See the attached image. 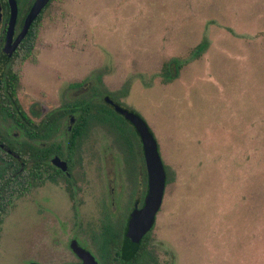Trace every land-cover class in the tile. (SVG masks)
I'll list each match as a JSON object with an SVG mask.
<instances>
[{
  "label": "rangeland",
  "instance_id": "obj_1",
  "mask_svg": "<svg viewBox=\"0 0 264 264\" xmlns=\"http://www.w3.org/2000/svg\"><path fill=\"white\" fill-rule=\"evenodd\" d=\"M104 91L148 125L166 172L135 263L264 264V0H52L20 68L21 108L42 124L92 94L109 120L79 140L73 188L61 179L16 201L1 226L0 264L75 261L71 240L103 221V177L127 164L147 181L139 137ZM68 126L69 116L51 136L64 151ZM0 129L18 134L7 120ZM142 187L132 185L133 197ZM116 198L127 218L132 200Z\"/></svg>",
  "mask_w": 264,
  "mask_h": 264
},
{
  "label": "flooded vegetation",
  "instance_id": "obj_2",
  "mask_svg": "<svg viewBox=\"0 0 264 264\" xmlns=\"http://www.w3.org/2000/svg\"><path fill=\"white\" fill-rule=\"evenodd\" d=\"M14 1L16 2L18 13H17L16 24L14 26L12 42H14L19 36V34L21 33L24 21L36 0H29L26 3V6H27L26 10H23L21 8L22 1L21 2L19 0H14ZM11 16H12V11H11L10 0H0V55L6 44ZM16 51H14V53L10 57L5 67V70L10 64V62L11 61L13 62V57ZM5 70H4V73H5ZM4 73L0 77V88H1L2 80L4 78ZM112 107L114 108V106ZM27 116L29 120L31 121L30 129L35 130L34 132H36V135L26 134L24 129L19 124L16 123L14 125H15V129L18 131V134L10 135L14 150L8 149L2 144H0V148H2L8 154H10L14 158L16 163L19 162L21 166H24V163L21 157H26V154H27L28 169H30V172H31L30 182L32 184H35L31 188L30 192L32 191L35 192L34 190H41L42 188H44L45 186L51 183H57L58 181H61L60 178L54 182L49 179V172H50L49 165L52 164V160L55 157H59L62 161H64L67 164L68 173H64L61 169L60 170L69 179L70 183H67V184H69V186L73 188L75 184H77V177H78L74 175L75 174L74 172L76 169L80 170L82 166L81 164L77 165L78 161L76 160V155H75L74 161L68 160L67 157L61 158V156L56 155V154H53L52 156L51 136L54 130L58 131L57 127L56 129L51 128V124H50L51 118L50 117L46 118L44 122L40 124V123L34 122V120L28 114ZM75 121H76L75 116L69 115V126L65 132V135L67 138L69 136L68 131L69 132L71 131V126L75 123ZM56 124H59V122L57 121ZM91 125H96V124H93V121H92L90 126ZM65 154L67 155L66 152ZM142 163H143L142 169L144 172L143 176L144 174H147V181L145 179V176L144 178L142 177V179L139 178L138 180H136V178L133 175H129L128 173L129 171H131L132 167L128 166L127 164L123 165V167L120 164L118 167L120 169L116 170V174L113 176L112 179L105 180V177L107 176L103 177L104 180L99 182L103 186L106 185V188H107L106 189L107 197L103 200V204L100 205V209L103 213L102 214L103 221L100 223L94 224V225L90 224L93 226L92 228H89L90 225L87 224V227H83L81 230L79 229L80 232L81 231L83 232L85 237L84 236L82 237L81 235L78 234V239L80 238L82 241L84 240L87 244L86 246H83L82 244H80L78 239L73 238L71 240V243L73 240H76L79 246L83 248L84 250H86L92 257H94L95 261L98 264H136L135 261L137 260V257L139 256L138 252H139V248H140L142 241L149 234L151 235L154 229L156 220H155V223L152 229L141 240L140 245L137 251L135 252V255L132 258H127L123 255V249H124V246L127 240L129 220L135 209H142L144 207L146 196L148 193V173H147V167L145 163V156H144V159L142 160ZM79 177L85 178L86 176L82 175ZM81 180L82 179H79L78 181L79 184L82 182ZM142 184H143V187L141 188V190L140 188H138L137 193L133 197L132 185L141 186ZM72 192H74L72 195H75L76 193L81 192L79 186L77 189L74 188ZM117 195L119 196L121 203L131 202V200L133 202V206L130 209L127 215V218H124L119 213L117 208H115L116 201H117V198H116ZM124 205L125 204L121 205L120 207L122 209L121 211L124 210L125 208ZM119 219H121V221H119ZM88 231H90L89 235L87 234ZM70 249L73 255L75 256V261H69L64 264H82L83 260L72 250L71 247Z\"/></svg>",
  "mask_w": 264,
  "mask_h": 264
},
{
  "label": "trees",
  "instance_id": "obj_3",
  "mask_svg": "<svg viewBox=\"0 0 264 264\" xmlns=\"http://www.w3.org/2000/svg\"><path fill=\"white\" fill-rule=\"evenodd\" d=\"M21 2V0H19ZM49 5L45 7L41 15H39L33 24L31 25L26 37L23 39L19 48L17 49L13 62L11 61L5 70L4 78L1 83L0 88V123L3 120L10 121L13 124H19L28 135H36L35 130H31V121L29 120L27 114L22 110L18 99V84L20 81V68L22 64L32 55L35 43L39 36L40 24L42 20V15ZM22 23V22H21ZM22 25V24H20ZM15 58V60H14ZM170 65V66H169ZM19 66V67H18ZM179 69V63L177 61H172L167 67V81L174 79L176 73ZM173 71L175 73L173 74ZM100 84H98L99 86ZM81 87V84H76L74 87ZM98 88V87H97ZM91 95V97H90ZM88 99L82 101H76L63 105L58 110H55L51 118V128L56 129L57 121H62L69 115L75 116V123L71 126V131H68V138L66 140V146L64 151L61 144H52V156L53 154L61 156V158L67 157L68 160H75V153L81 137H83L91 122L96 121H108V117L102 116L101 108L94 102V95L90 94ZM103 98L109 94L104 91L100 94ZM105 106L111 109L116 115L120 116L127 122L133 129V132L139 137V133L135 127L126 120L121 114L115 111V109L106 104ZM131 112V111H130ZM136 114V113H135ZM138 115V114H136ZM139 116V115H138ZM140 117V116H139ZM141 118V117H140ZM143 120V119H142ZM56 130L53 131L55 133ZM11 134L5 133L0 129V144L7 147L8 149L14 150L12 145ZM141 151L143 149L142 141L139 138ZM67 153V155L65 154ZM142 156L144 159V154L142 151ZM24 166L20 163H16L14 158L8 154L5 150L0 148V232L1 226L4 220L10 215L16 201L21 197L26 196L30 193L31 188L35 185L30 182L31 172L28 169V156L21 157ZM50 166L49 179L51 181H57L59 178L70 183L69 179L65 174L52 164ZM167 184V181H166ZM74 192L71 191V194ZM150 234L144 238L142 241L138 255L145 249V245ZM137 255V256H138Z\"/></svg>",
  "mask_w": 264,
  "mask_h": 264
},
{
  "label": "water",
  "instance_id": "obj_4",
  "mask_svg": "<svg viewBox=\"0 0 264 264\" xmlns=\"http://www.w3.org/2000/svg\"><path fill=\"white\" fill-rule=\"evenodd\" d=\"M50 1L51 0L35 1L24 21L21 33L17 39L12 42L18 9L16 2L10 0L12 16L8 28L6 44L0 55V77L4 73L10 57L26 37L31 25ZM104 101L106 104L114 106L115 111L128 120L139 133L147 167L148 193L145 205L142 209H135L133 211L128 223L127 240L123 249V255L127 258H132L143 237L152 229L156 216L161 209L166 188V172L159 154L157 142L144 120L135 113L115 104L109 97H105ZM52 164L61 169L64 173H68L67 164L59 157H55L52 160ZM71 248L83 260L82 264H98L94 257L79 246L76 240L72 241Z\"/></svg>",
  "mask_w": 264,
  "mask_h": 264
}]
</instances>
